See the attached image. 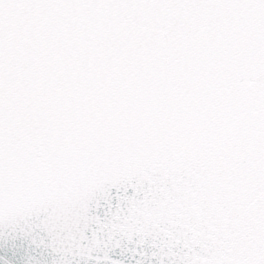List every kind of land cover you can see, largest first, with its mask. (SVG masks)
I'll return each instance as SVG.
<instances>
[{
  "label": "snow or ice",
  "instance_id": "obj_1",
  "mask_svg": "<svg viewBox=\"0 0 264 264\" xmlns=\"http://www.w3.org/2000/svg\"><path fill=\"white\" fill-rule=\"evenodd\" d=\"M0 264H264V0H0Z\"/></svg>",
  "mask_w": 264,
  "mask_h": 264
}]
</instances>
